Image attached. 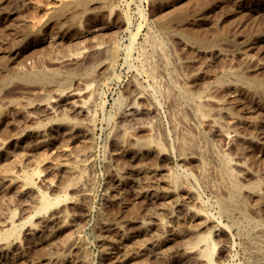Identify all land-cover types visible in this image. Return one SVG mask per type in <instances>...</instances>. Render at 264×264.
<instances>
[{"label":"rangeland","instance_id":"374dc122","mask_svg":"<svg viewBox=\"0 0 264 264\" xmlns=\"http://www.w3.org/2000/svg\"><path fill=\"white\" fill-rule=\"evenodd\" d=\"M78 1L81 0H0V68H3V70H0V82L6 77H9V80H11L12 77L10 76H12L13 73H18L19 69V72H22L24 70H38L41 67V70L46 69L47 71H50L48 69H51L53 71V69H55V71H57L58 73L60 71L61 73H59V76L57 77V79H59L54 80L55 83L51 84V88H41V116H37L36 121H42V125L43 123L45 124L47 122L46 119L49 120V114L46 112V110L44 111L46 106L45 103H47L48 97H51L53 99L56 92L62 90L66 91L67 89H70L74 86L76 88L77 86V90L79 89L78 92L81 91L80 97L74 100H76L77 103L85 102L89 117L68 114V118L72 120L74 119V121L76 120V122L79 123L80 126L83 125L82 127L87 128V130L90 132H88V136L90 138H77L70 144L67 143V140L64 139L66 141L65 142L61 139V141H59L60 143L56 141L54 143L41 144L40 146L38 143L35 144L34 141L28 140L27 142L29 144L26 142L28 146L25 144V147L27 149L24 147L20 150L21 153H19L20 151H16L6 162H1V167H6L7 165L8 168L12 167V169L14 167V165L12 164H15V162H17L16 164H21V166L18 165L19 167L15 169L16 172H33L34 169L35 171L39 169L38 172L41 173L38 174L39 177L37 176L39 180L38 182L42 183L44 179L49 180L54 186L52 187L51 192H49V196H52L51 198L57 196L61 198L59 204L52 209L53 211H50L52 213H49V215L56 212H62L61 214H63L64 217L62 219L65 222L64 223L62 221L61 223L63 224H54L49 226V228L47 229L48 231L45 230L41 233V242L35 238L34 240L23 242L24 246L22 248V251L20 255L16 256L17 258L15 257V260H13L12 264H43L44 262V264H58V254L67 255L70 257L74 255L73 258H75L76 256V258L78 257L77 259L83 257L84 260L86 259L84 261L85 264L87 262V264H108L100 250L101 247H99L101 236H103L107 231H112L119 227L126 233H133L140 228L143 220L146 221L149 219L150 216L148 215L155 213L157 209L156 204L145 200L142 201V198L132 193H127V195L125 194L126 196L122 197V199L118 203H107L106 199L109 193V189H111V187H113L115 184V171L121 170L125 167V165L132 171L133 179L137 187L145 189L147 185V183H145L146 181H144V175L134 170V168L132 167L133 164H131L130 161L125 158L123 153L120 152L119 154V151L116 147V137L119 138L118 141H122L121 143L122 145H124L123 147L127 146L129 140L133 142L134 139L135 141L133 143H137L140 145L143 142L142 144H146L145 146L147 148L149 146L150 152L141 159V164H144L142 165L143 170L147 173L153 169L168 171L170 170L171 173L180 177L181 183L189 188H192L195 195L197 194L195 197H198L197 199L200 202L199 204H201L199 205V209L206 213L207 216L211 218V220L213 219L212 221L217 223V228L214 227L211 229L209 228L202 230L197 236L188 235L186 240L184 239L186 243L182 242L181 245L180 243H178V240H175L176 237H170V234L163 235L161 237L162 239L160 238L161 240L159 241L153 240V245L160 246L161 248L166 250V253L164 255L159 254V252L157 253L156 250L152 252H142V254L138 257V262L140 264H183V261H181L183 250L186 247L195 245L197 243L198 236L206 235L209 233L210 236L213 234V237L211 236V240L213 241L212 243L215 248V252L213 253V261L215 264H264V0H163L162 3H160L161 6L160 4L158 5L157 3H154L153 0H102L98 3L94 1L92 2L91 0H83L86 1V4L89 7L91 6V8H93L92 11L90 10L87 12H78L72 10L67 13L60 12V8L63 4H69V2L72 4L73 2L75 3ZM176 9L177 11L181 10L184 13H188L191 18L190 21L184 23L182 26L171 24V26L166 30L160 28V23L164 19L167 20L174 16L177 12ZM169 13L172 14L170 15ZM166 14L167 17L165 16ZM53 15L55 17H53ZM75 15L77 17H75ZM57 16L61 17L57 18ZM79 23L80 25L78 26ZM178 26H180V28ZM97 29H101V33L97 32ZM24 31L27 32L26 34H28L29 31V34L27 36H22ZM190 32L193 33V36L196 33V36L199 35L198 37L207 42L205 46L199 47L193 45L190 42L186 41L183 37H180L182 35H191L189 34ZM35 33H37L38 35V40H35L34 38ZM104 35H107V37ZM24 38L27 41H25ZM90 39L93 42H91ZM32 41H35L36 45L35 42L33 43ZM153 42H155L156 44H154ZM208 43L209 45H207ZM113 48L115 49V53L117 55L113 56L114 59H112V56H109V52L113 50ZM94 49L99 53L101 52L100 55H97ZM24 57L28 58L27 61ZM20 58H22L23 60L25 59L24 62H22V59ZM97 61H99L101 64L103 63V67L100 65L101 67L95 69L94 71L93 68L96 67L97 64L99 65V62ZM62 63H64L65 65ZM30 65H32L33 67ZM5 68H8L7 71L9 70V73H6V71L3 72ZM13 69H16L17 71H13ZM61 69L63 71H61ZM67 74H73V77H75L72 78L71 81L69 80L70 83L69 81L67 82V80L64 78ZM84 76L88 78L91 76L92 77L88 80L86 77L84 79ZM11 81L14 83L12 85L11 83H9L10 86H8L2 93L3 97H8L12 94L22 91L24 93H27L29 91V94L27 93L28 95L25 96L30 99H34L38 96L37 90L34 91L28 88H23L21 85H18L14 81V79H12ZM175 81L176 83H178V86L176 85V83H174ZM134 82H136L137 84ZM161 82H163L164 86ZM63 86L65 87L63 88ZM139 87L142 89V91ZM161 87L164 88L162 89ZM247 87L250 88L252 92L254 91L255 96L249 95L252 96L251 100L250 98H248L249 96H246L247 94H249L247 91H245L247 90ZM45 88L47 90H45ZM179 89H181V91ZM162 90H165V92ZM32 92L36 93L35 96L34 93L32 94ZM186 92L191 93L193 97L186 95ZM229 93L233 94V97H230L231 95ZM45 95L46 97H44ZM207 96L209 97V99ZM132 97L135 98L133 99ZM145 97L147 100L145 99ZM234 97H236L237 100L233 99ZM221 98L223 99L221 100ZM79 100L81 101L79 102ZM131 105L136 106V112L132 115L133 117L129 116L127 118V116L124 115V111ZM148 109H150V112H148ZM154 110L156 111V113ZM157 112L159 116L157 115ZM194 112H196L197 114ZM199 114L204 116H201V118ZM59 117L61 116H58V118ZM178 117H180V120L178 119ZM139 118L143 120H140ZM122 123L124 126L122 125ZM174 124L176 125L174 126ZM111 127H114L112 131ZM228 134L231 136H229ZM81 135L84 134L81 133ZM226 137L229 138L227 139ZM1 139L2 137L0 138V140ZM113 140L115 142H113ZM143 140L145 141V144ZM123 141H125L124 143H127L124 144ZM59 144H61V146ZM182 144H185V148L183 147V149H181L180 147ZM62 145L64 147L67 146L65 148L71 149V154H73L72 156H76L79 158V160H82L83 165L85 166V173H83V176H86H82L83 179L81 178L80 181L82 189L85 187V189H83L86 193L85 198L77 197L72 193L73 191L71 189L65 190L67 188L66 186L70 184L69 182H72L74 176L66 175L63 173L61 174L60 172L59 175L57 171H51L48 168L49 163L53 161V159H61L60 157H58V151L63 147ZM84 146L86 148H83ZM55 147H57V149ZM159 148L161 149L159 150ZM186 148L189 149L187 150ZM76 149L77 151H74ZM185 149L187 151H185ZM161 150L163 154L167 151V154H164L168 157L167 159L158 154V152ZM176 150L178 151L176 152ZM183 151H185V153ZM182 153H184V156L188 157H199L198 159L200 161L202 160V167L199 166V168L197 164L194 163L192 165L191 162L182 165L180 163V155H182ZM228 153L230 155H228ZM183 155L182 157H184ZM222 155L224 156V158L228 156L226 157L228 159V163L232 161L231 164L229 163L228 165L231 175H233H230L231 177L227 180L225 179L224 184L226 183V186L222 184V180L220 179V177L223 179L224 175L221 166L224 160ZM34 156H36V158ZM17 158L19 159V161ZM147 160L149 162H147ZM12 161L15 162L13 163ZM32 161H34V163ZM24 167L27 169L25 170ZM213 169H217L218 171H214ZM203 177L206 179H204ZM194 179L198 181L196 182ZM237 179L240 182L237 181ZM190 183L192 186L190 185ZM229 184L230 187L228 186ZM232 184H237L239 187L243 185L241 188L243 189V192L241 191V196L244 201L246 200V204H244V209H230L231 212L229 211L230 213L225 214L222 213L223 211L221 209L222 201L226 199L228 195L227 189L232 188ZM255 184L258 185L256 186ZM258 192L261 193L259 194ZM242 193L244 194V196L242 195ZM63 195L67 196L69 199L67 198V200H63ZM0 198H2L0 199V206H2L0 207V222H2L1 217L3 216V214H5L7 209H14L13 211L16 213V215L18 213V215L21 214V206L24 205V202L18 200L15 201L10 195L6 194H1ZM255 206L256 208H254ZM176 208L172 205L171 207H169V210L172 209L171 213L174 220V225L173 223L171 224V222H169V225L171 224L170 226L172 227L175 226L176 220L185 217V213H181L185 211L183 209ZM176 211L181 212L178 213ZM69 213H71V215H69ZM72 213L74 214L72 215ZM27 216L28 215H25L24 217L26 218ZM126 216L130 217L128 218ZM259 216L261 217L259 218ZM161 217H164V215L162 214ZM24 219L22 221H24ZM18 223L19 222H16V224ZM79 223L80 225H77ZM64 225V232H59V230L61 229L60 226ZM136 225H139V228L136 227ZM76 230L77 232H75ZM67 232L70 235H67ZM49 233L52 234V237L50 238ZM63 234L66 236H64ZM69 237L71 238L70 240H68ZM64 240L68 242L66 243ZM232 244H234L233 247ZM62 246L64 247L62 248ZM70 252L72 254H70ZM194 257L195 255L193 254L190 256V259H193Z\"/></svg>","mask_w":264,"mask_h":264},{"label":"bare ground","instance_id":"6f19581e","mask_svg":"<svg viewBox=\"0 0 264 264\" xmlns=\"http://www.w3.org/2000/svg\"><path fill=\"white\" fill-rule=\"evenodd\" d=\"M90 1V0H89ZM92 2H100L102 0H91ZM154 3H157L158 5L160 3H162L163 0H153ZM170 1V0H169ZM173 1V0H172ZM169 3V2H168ZM155 5V4H154ZM104 6V5H102ZM161 6V4H160ZM61 7V6H60ZM98 7V6H97ZM166 7V5H165ZM99 8V7H98ZM112 8V7H111ZM161 9V8H160ZM92 11L93 8H91V6L89 7L86 4V1H78V2H73L72 4L69 2V4L65 3L62 5V7L60 8V12L61 13H67L69 11ZM184 10V9H183ZM59 11V10H58ZM112 11V9H111ZM177 11V9H176ZM175 11V12H176ZM110 12V11H109ZM108 12V13H109ZM116 12V11H115ZM187 12V11H186ZM103 13V12H102ZM107 13V14H108ZM174 13V11H173ZM203 13V12H202ZM201 13V14H202ZM75 14V13H74ZM79 14V13H78ZM170 14V13H169ZM172 14V13H171ZM170 14V15H171ZM87 15V14H86ZM117 15V14H116ZM62 16V15H61ZM60 16V17H61ZM100 16V15H99ZM108 16V15H107ZM167 17V14L165 15ZM53 17H55L53 15ZM59 16H57L58 18ZM59 17V18H60ZM75 17H77L75 15ZM74 17V18H75ZM79 17V16H78ZM203 17V16H202ZM52 18V17H51ZM85 18V17H84ZM169 18V17H168ZM156 19V18H155ZM190 15L188 13H184L183 11H177L175 13L174 16H172L170 19L167 20H163L160 23V28H162L163 30L168 29L171 24H176V25H183L186 22L190 21ZM204 19V18H203ZM80 20V19H79ZM88 20V19H87ZM91 20V19H90ZM160 20V19H159ZM162 20V19H161ZM194 20V19H193ZM128 21V20H127ZM126 21V23H127ZM158 21V20H157ZM206 21V20H205ZM80 22V21H79ZM77 23V22H76ZM85 23V22H84ZM156 23V22H155ZM87 24V23H86ZM191 24V23H190ZM194 24V22H193ZM80 25V23L78 24V26ZM156 25V24H155ZM175 25V26H176ZM102 26V25H101ZM110 26V25H109ZM196 26V25H194ZM6 27V26H5ZM76 27V26H75ZM112 27V26H111ZM180 28V26H178ZM192 27V26H190ZM204 27V26H203ZM100 28V27H99ZM113 28V27H112ZM182 28V27H181ZM3 29V28H2ZM41 29V28H40ZM89 29V27H88ZM102 29V28H101ZM101 29H97V32L101 33ZM24 30V29H23ZM28 30V28H27ZM92 30V29H91ZM94 30V29H93ZM118 30V29H117ZM180 30V29H179ZM183 30V29H182ZM194 30V29H193ZM201 30V29H200ZM39 31V29H38ZM88 31V30H87ZM94 31V32H96ZM108 32V31H107ZM161 32V31H160ZM187 32V31H186ZM27 32H23L22 36H27L29 34H26ZM151 33V32H150ZM164 33V32H163ZM178 33V32H177ZM200 33V32H199ZM202 33V32H201ZM220 33V32H219ZM99 34V33H98ZM112 34V33H111ZM110 34V35H111ZM180 34V33H179ZM191 35H182L180 37H183L186 41L190 42L193 45L202 47L205 46V44L207 42H205L203 39H201L200 37L195 35L193 36V33H189ZM207 34V33H206ZM116 35V34H115ZM158 35V34H157ZM35 36V37H34ZM34 38L35 40H38V35L37 33L34 34ZM40 36V35H39ZM98 36V35H97ZM107 37V35H104ZM172 36V35H171ZM174 36V35H173ZM83 37V36H81ZM150 37V36H149ZM204 37V36H203ZM20 38V37H19ZM23 38V37H22ZM96 38V37H95ZM173 38V37H172ZM224 38V37H223ZM222 38V39H223ZM25 39V38H24ZM30 39V38H29ZM28 39V40H29ZM154 39V38H153ZM205 39V38H204ZM32 40V39H31ZM30 40V41H31ZM83 40V39H82ZM91 40V39H90ZM102 40V38H101ZM104 40V39H103ZM182 40V39H181ZM25 41H27L25 39ZM86 41V40H85ZM155 41V40H154ZM157 41V40H156ZM183 41V40H182ZM208 41V40H207ZM33 42V41H32ZM35 42V41H34ZM33 42V43H34ZM39 42V41H38ZM91 42H93L91 40ZM101 42V41H100ZM160 42V41H159ZM170 42V41H169ZM209 42V41H208ZM28 43V42H27ZM32 43V44H33ZM96 43V40H95ZM154 44H156L155 42H153ZM161 43V42H160ZM186 43V42H185ZM103 44V43H102ZM1 45V44H0ZM36 45V42H35ZM162 45V44H161ZM209 45V43L207 44ZM217 45V44H216ZM150 46V45H149ZM155 46V45H154ZM159 46V45H158ZM157 46V47H158ZM168 46V45H167ZM214 46V45H212ZM221 46V45H220ZM260 46V45H258ZM34 47V46H33ZM153 47V46H152ZM162 47V46H161ZM13 48V47H12ZM219 48V47H218ZM257 48V47H256ZM262 48V47H260ZM100 49V48H99ZM111 49V47H110ZM160 49V47H159ZM163 49V48H162ZM194 49V48H193ZM203 49V48H202ZM39 50V49H38ZM95 50V49H94ZM96 51V50H95ZM165 51V50H164ZM206 51V50H205ZM7 52V49H6ZM107 52V51H106ZM119 52V51H118ZM117 52V53H118ZM160 52V51H158ZM246 52V51H244ZM32 53V52H31ZM34 53V52H33ZM37 53V52H36ZM97 55H100V53L98 51L95 52ZM94 53V54H95ZM110 53V54H109ZM109 56H114L116 55L115 53V49L113 48V50H111L109 52ZM154 53V52H153ZM106 54V53H105ZM246 54V53H245ZM28 55V54H27ZM35 55V54H34ZM37 55V54H36ZM63 55V54H62ZM103 55V53H102ZM172 55V54H171ZM92 56V55H91ZM117 56V55H116ZM154 56V55H153ZM165 56V55H164ZM167 56V54H166ZM250 56V55H249ZM21 57V56H20ZM64 57V56H63ZM68 57V56H66ZM94 57V56H93ZM102 57V56H101ZM241 57V56H240ZM6 58V56H5ZM4 58V59H5ZM18 58V57H17ZM26 58V57H24ZM31 58V57H30ZM61 58V57H60ZM153 58V57H152ZM164 58V57H163ZM3 59V57H2ZM11 59V58H10ZM22 59V58H20ZM28 58H26L27 61ZM63 59V58H62ZM88 59V58H87ZM114 59V57L112 58ZM116 59V58H115ZM145 59V57H144ZM154 59V58H153ZM167 59V58H166ZM165 59V60H166ZM12 60V59H11ZM25 60V59H24ZM24 60L22 59V62H24ZM60 60V59H59ZM150 60V59H149ZM3 61V60H2ZM49 61V60H48ZM61 61V60H60ZM66 61V60H65ZM72 61V60H71ZM100 61V60H99ZM97 61V62H99ZM110 61V60H109ZM117 61V60H116ZM169 61V60H168ZM9 62V60H8ZM21 62V63H22ZM51 62V61H50ZM55 62V61H54ZM63 62V61H62ZM67 62V61H66ZM74 62V61H73ZM91 62V60H90ZM153 62V61H152ZM157 62V61H156ZM20 63V64H21ZM65 63V62H64ZM62 63V64H64ZM147 63V62H146ZM168 63V62H167ZM3 64V63H2ZM78 64V63H77ZM84 64V63H83ZM91 64V63H90ZM93 64V63H92ZM95 64V63H94ZM103 64V63H102ZM102 64L99 62V65L97 64L96 67H94V71L95 69L99 68L102 66ZM19 65V64H18ZM29 65V63H28ZM42 65V64H41ZM40 65V66H41ZM45 65V64H44ZM54 65V64H53ZM65 65V64H64ZM101 65V66H100ZM107 65V64H106ZM148 65V64H147ZM153 65V64H152ZM16 66V63H15ZM32 66V65H30ZM29 66V67H30ZM38 66V65H37ZM58 66V65H57ZM67 66V65H66ZM71 66V65H69ZM82 66V64H81ZM87 66V65H86ZM91 66V65H90ZM165 66V65H164ZM21 67V66H19ZM27 67V66H26ZM33 67V66H32ZM39 67V66H38ZM59 67V66H58ZM63 67V66H62ZM85 67V66H84ZM103 67V66H102ZM163 67V66H162ZM167 67V66H166ZM35 68V67H34ZM43 68V67H42ZM53 68V67H52ZM78 68V67H77ZM87 68V67H86ZM85 68V69H86ZM107 68V67H106ZM8 68H5L3 72L6 71V73L9 71H7ZM18 69V67H17ZM59 69V68H58ZM67 69V68H66ZM83 69V68H82ZM81 69V70H82ZM151 69V68H150ZM149 69V70H150ZM159 69V68H158ZM0 70H3V68H0ZM16 69H13V71ZM22 70V69H21ZM50 71H47L46 69H42L41 67L37 70H31V71H22L18 73H13L12 79H14V81L18 84L21 85L23 88H28L30 90H37V97L39 99H30L27 98L29 91L27 93L19 92V93H15L12 94L8 97H3L2 93L4 92V90L10 86L9 83H11V85L14 83L11 80H9V77H6L4 80H2L0 82V134L2 139L0 140V165L1 162L3 161H7L8 159H10V157H12V154L16 151H20L22 148L25 147V144L28 146V140H32L35 142V144H39L41 146V144H47V143H54L56 141H61L62 140H67V143L70 144L71 142H74L77 138H81V137H89L88 136V130L87 128H84L82 126H80L79 123L76 122V120L74 121V119H70L68 118L70 114H75L77 116H88V112L86 110V106H85V102H80L81 100H79L80 103H77L76 100L78 97H80V92H78L77 90V86L75 88L72 87L70 89L62 90V91H58L55 93V97L52 99L51 97H48L46 106L44 111L46 110V112L49 114L50 118L49 120H47V122L41 125L42 121L37 122V116H39L41 114V102H42V98H41V88L43 87H50L52 86V83H55L54 80L57 79V77L59 76V73H61L59 71V73L57 71H55V69H53V71L51 69H48ZM70 70V68H69ZM78 70V69H77ZM76 70V71H77ZM92 70V69H91ZM103 70V69H102ZM152 70V69H151ZM17 71V70H16ZM61 71H63L61 69ZM73 71V70H72ZM157 71V70H155ZM159 71V70H158ZM170 71V70H169ZM1 72V71H0ZM11 72V70H10ZM74 72V71H73ZM100 72V71H99ZM102 72V71H101ZM108 72V71H107ZM9 73V72H8ZM77 73V72H76ZM86 73V72H85ZM91 73V72H90ZM109 73V72H108ZM61 75V74H60ZM147 75V74H146ZM156 75V74H155ZM246 75V74H245ZM62 76V75H61ZM64 76V75H63ZM73 74H67L64 78L67 80V82L73 77ZM93 76V75H92ZM91 76V77H92ZM96 76V75H95ZM148 76V75H147ZM154 76V75H153ZM175 76V74H174ZM233 76V75H231ZM255 76V75H254ZM80 77V76H79ZM86 76H84L85 79ZM89 77V78H91ZM249 77V76H248ZM2 78V77H1ZM88 80L89 78L86 77ZM149 78V77H148ZM224 78V77H223ZM59 79V78H58ZM57 79V80H58ZM165 79V78H164ZM171 79V78H170ZM175 79V78H174ZM173 79V80H174ZM221 79V78H220ZM232 79V78H231ZM230 79V80H231ZM251 79V77H250ZM1 80V79H0ZM95 80V79H94ZM151 80V79H150ZM168 80V79H167ZM172 80V79H171ZM11 81V82H10ZM69 81V83H70ZM91 81V80H90ZM97 81V80H96ZM95 81V82H96ZM132 81V80H131ZM153 81V80H152ZM155 81V80H154ZM164 81V80H163ZM169 81V80H168ZM239 81V80H238ZM88 82V81H87ZM92 82V81H91ZM137 82V81H136ZM134 82V83H136ZM156 82V81H155ZM255 82V81H254ZM257 82V81H256ZM261 82V81H260ZM133 83V84H134ZM163 84V82H161ZM176 83V81L174 82ZM236 83V80H235ZM243 83V82H242ZM246 83V82H245ZM244 83V84H245ZM16 84V85H17ZM66 84V83H65ZM64 84V85H65ZM76 84V83H75ZM137 84V83H136ZM178 83H176L177 85ZM261 84V83H260ZM139 85V84H138ZM154 85V84H153ZM166 85V84H165ZM54 86V85H53ZM60 86V85H59ZM164 86V84H163ZM168 86V85H167ZM174 86V84H173ZM178 86V85H177ZM208 86V85H207ZM62 87V86H61ZM65 86H63L64 88ZM91 87V86H90ZM153 87V86H152ZM188 87V86H187ZM13 88V87H12ZM17 88V87H16ZM51 88V87H50ZM80 88V87H79ZM94 88V87H93ZM137 88V87H136ZM140 88V87H139ZM162 88V87H161ZM164 88V87H163ZM162 88V89H163ZM181 88V86H180ZM204 88V87H203ZM255 88V87H254ZM14 89V88H13ZM58 89V88H57ZM82 89V88H81ZM80 89V90H81ZM88 89V88H87ZM138 89V88H137ZM145 89V88H144ZM154 89V88H153ZM231 89V88H230ZM235 89V88H234ZM256 89V88H255ZM21 90V89H20ZM45 90H47L45 88ZM44 90V91H45ZM55 90V89H54ZM53 90V91H54ZM140 90L142 91V89L140 88ZM139 90V91H140ZM176 90V89H175ZM181 91V89H179ZM200 90V89H199ZM242 90V89H241ZM13 91V90H12ZM43 91V90H42ZM51 91V90H50ZM92 91V90H91ZM140 91V92H141ZM165 92V90H162ZM187 91V89H186ZM195 91V90H194ZM206 91V90H205ZM204 91V92H205ZM247 91L249 94H247L246 96L248 97L249 95H254V91L252 92V90L250 88L247 87ZM10 92V91H9ZM46 92V91H45ZM94 92V91H93ZM144 92V90H143ZM169 92V91H168ZM183 92V91H182ZM190 92V91H189ZM224 92V91H223ZM34 92H32L33 94ZM47 93V92H46ZM89 93V92H88ZM158 93V92H157ZM160 93V92H159ZM222 93V92H221ZM256 93V92H255ZM259 93V92H258ZM36 93H34L35 96ZM54 94V93H53ZM90 94V93H89ZM95 94V93H94ZM153 94V93H152ZM163 94V93H162ZM167 94V93H166ZM165 94V96H166ZM230 94V93H229ZM261 94V91H260ZM83 95V94H82ZM86 95V94H85ZM93 95V94H92ZM140 95V94H139ZM146 95V94H145ZM185 95V94H184ZM186 95L192 96L191 93H187ZM197 95V94H196ZM195 95V96H196ZM200 95V94H199ZM204 95V94H203ZM202 95V96H203ZM231 95V96H230ZM230 97H233V94H230ZM237 95V94H236ZM32 96V95H31ZM43 96V95H42ZM94 96V95H93ZM156 96V95H155ZM164 96V97H165ZM201 96V95H200ZM235 96V95H234ZM252 96H249L248 98H250V100L252 99ZM255 96V95H254ZM46 97V95L44 96ZM130 97V96H129ZM186 97V96H185ZM193 97V96H192ZM197 97V96H196ZM208 97V96H207ZM221 97V96H220ZM237 97V96H236ZM236 97H234L233 99H236ZM128 98V97H127ZM133 98V97H132ZM135 98V97H134ZM133 98V99H134ZM189 98V97H188ZM247 98V99H248ZM81 99V98H80ZM146 99V97H145ZM173 99V98H172ZM209 99V97H208ZM223 98H221L222 100ZM242 99V98H241ZM127 100V99H126ZM147 100V99H146ZM145 100V101H146ZM237 100V99H236ZM245 100V99H244ZM83 101V100H82ZM88 101V100H87ZM136 101V99H135ZM201 101V100H200ZM217 101V99H216ZM46 102V101H45ZM131 102V100H130ZM134 102V101H133ZM132 102V103H133ZM178 102V101H177ZM219 102V101H218ZM243 102V101H242ZM44 103V102H43ZM90 103V101H89ZM131 103V104H132ZM151 103V102H150ZM159 103V102H158ZM180 103V102H179ZM209 103V102H208ZM239 103V102H238ZM244 103V102H243ZM246 103V102H245ZM88 104V103H87ZM135 104V103H134ZM146 104V102H145ZM162 104V103H161ZM168 104V103H167ZM170 104V103H169ZM174 104V103H173ZM206 104V103H205ZM127 105V104H126ZM183 105V104H182ZM192 105V104H190ZM248 105V104H247ZM43 106V104H42ZM146 106V105H145ZM144 106V107H145ZM152 106V104H151ZM158 106V105H157ZM174 106V105H173ZM188 106V105H187ZM195 106V105H194ZM257 106V105H256ZM90 107V106H89ZM127 107V106H126ZM136 106H129L127 109H125L124 111V115L127 116V118L130 116H132L135 112ZM140 107V106H137ZM161 107V106H160ZM164 107V106H163ZM199 107V106H198ZM202 107V106H201ZM200 107V108H201ZM44 108V107H43ZM142 108V107H141ZM152 108V107H151ZM211 109V108H210ZM257 109V108H256ZM120 110V109H119ZM143 110V109H142ZM150 112V109H148ZM229 110V109H228ZM147 111V110H146ZM145 111V112H146ZM155 111V110H154ZM169 111V109H168ZM186 111V110H185ZM200 111V109H199ZM90 112V111H89ZM144 112V113H145ZM198 112V111H197ZM232 112V111H231ZM65 113V114H63ZM139 113V112H138ZM143 113V114H144ZM156 113V111H155ZM196 113V112H194ZM69 114V115H68ZM90 114V113H89ZM137 114V113H136ZM147 114V113H146ZM197 114V113H196ZM44 115V114H43ZM42 115V116H43ZM158 115V112H157ZM186 115V114H185ZM200 115V114H199ZM41 116V115H40ZM39 116V117H40ZM58 116H61L58 118ZM125 116V117H126ZM135 116V115H134ZM159 116V115H158ZM157 116V117H158ZM204 116V115H200ZM233 116V113H232ZM94 117V116H93ZM92 117V118H93ZM133 117V116H132ZM152 117V116H151ZM171 117V116H170ZM184 117V116H183ZM196 117V116H195ZM180 117H178L179 119ZM182 118V117H181ZM190 118V117H189ZM197 118V117H196ZM202 118V117H201ZM199 118V119H201ZM88 119V118H87ZM94 119V118H93ZM118 119V118H117ZM125 119V118H124ZM131 119V118H130ZM134 119V118H133ZM137 119V118H136ZM140 119V118H139ZM168 119V118H167ZM183 119V118H182ZM205 119V118H204ZM132 120V119H131ZM143 120V119H140ZM146 120V119H145ZM180 120V119H179ZM184 120V119H183ZM45 121V120H44ZM88 121V120H87ZM124 121V120H123ZM138 121V120H136ZM194 121V120H193ZM94 122V121H93ZM152 122V121H151ZM215 122V121H214ZM150 123V122H149ZM159 123V122H158ZM216 123V122H215ZM21 124V125H20ZM125 124V123H124ZM123 125V123H122ZM121 125V126H122ZM141 125V124H140ZM155 125V124H154ZM176 124H174L175 126ZM178 125V124H177ZM201 125V124H200ZM214 125V124H213ZM119 126V125H118ZM124 126V125H123ZM126 126V125H125ZM145 126V125H144ZM161 126V125H160ZM170 126V125H169ZM221 126V125H218ZM217 126V127H218ZM255 126V125H254ZM172 127V126H171ZM114 128V127H113ZM111 127V131L113 129ZM123 128V127H122ZM156 128V127H155ZM161 128V127H160ZM178 128V127H177ZM187 128V127H186ZM195 128V127H194ZM202 128V127H201ZM223 128V127H222ZM254 128V127H253ZM261 128V127H260ZM116 129V128H115ZM151 129V128H150ZM189 129V128H188ZM148 130V129H147ZM228 130V129H227ZM115 131V130H114ZM119 131V130H118ZM117 131V132H118ZM122 131V130H121ZM125 131V130H124ZM145 131V130H144ZM149 131V130H148ZM252 131V130H251ZM254 131V130H253ZM128 132V131H126ZM165 132V131H164ZM172 132V131H171ZM188 132V131H187ZM192 132V131H191ZM190 132V133H191ZM221 132V131H220ZM223 132V130H222ZM52 133V134H51ZM81 133H83L84 135H81ZM90 133V132H89ZM112 133V132H111ZM232 133V131H231ZM253 133V132H252ZM174 134V133H173ZM178 134V133H177ZM183 134V133H182ZM235 134V133H234ZM111 135V134H110ZM124 135V134H123ZM122 135V136H123ZM157 135V134H156ZM155 135V136H156ZM159 135V134H158ZM170 135V134H169ZM187 135V134H186ZM194 135V134H193ZM205 135V134H204ZM225 135V134H223ZM229 135V134H228ZM258 135V134H257ZM261 135V134H260ZM121 136V133H120ZM119 136V137H120ZM126 136V135H125ZM124 136V137H125ZM154 136V134H153ZM166 136V135H165ZM231 136V135H229ZM237 136V135H236ZM0 137V138H1ZM108 137V136H107ZM113 137V136H111ZM163 137V136H161ZM175 137V135H174ZM253 137V135H252ZM261 137V136H260ZM90 138V137H89ZM177 138V137H176ZM227 138V137H226ZM229 138V137H228ZM227 138V139H228ZM232 138V137H231ZM238 138V137H237ZM116 141V147L117 150L123 153V155L125 156V158H127L131 164H133V168L134 170L140 172L141 174H143L142 176L145 177L146 181L145 183H147L146 188L142 189L136 186L135 181L133 179V173L132 171L126 167L122 168L121 170L115 171L116 172V180H115V184H114V188L111 187V189H109V193L107 196V203H118L122 197L126 196L127 193H132V194H136L138 197L142 198V201H149L153 204L157 205V209L155 211V213H152L148 220L144 221L141 223L140 228L138 227L139 225H136V230L133 233H126L125 231H123L120 227L116 228L112 231H107L103 236H101V239L99 241V244L101 247L100 250L103 254L104 259L107 261L108 264H140L138 262V257L142 254V252H152L154 250L157 251V253L159 252V254H165L166 250H164L163 248H161L160 246H155L153 245V240L155 241H159L161 240L162 236L165 234H170V237H173L178 240V243L184 242L186 243V241H184V239L186 240L187 236L189 235H198L202 230L205 229H211V228H217L216 225L217 223L212 221L211 218H209L207 216L206 213H204L202 210L199 209V204L200 202L198 201V197L196 198L195 193L193 191L192 188H189L187 186H185L183 183H181L180 177L174 175L173 173L170 172V170H158V169H153L150 172H146L143 170V166L144 164H141V159L150 152V147L148 146V148L145 146V141L144 144L142 145L137 144V143H133L135 141L132 142L131 140L128 141L127 146L123 147L124 145H122V141H118L119 138H117ZM128 139V138H127ZM132 139V138H131ZM174 139V138H173ZM186 139V138H185ZM188 139H189V135H188ZM196 139V138H195ZM207 139V138H206ZM233 139V138H232ZM231 139V140H232ZM64 140V141H65ZM69 140V141H68ZM90 140V139H89ZM138 140V139H137ZM159 140V139H158ZM199 140V139H198ZM203 140V139H202ZM210 140V139H209ZM259 140V139H258ZM62 141V142H64ZM147 141V140H146ZM155 141V140H154ZM205 141V140H204ZM236 141V140H234ZM243 141V140H242ZM28 144H27V143ZM66 142V141H65ZM80 142V141H79ZM90 142V141H89ZM113 142H115L113 140ZM125 141H123L124 143ZM148 142V141H147ZM163 142V141H162ZM175 142V140H174ZM177 142V141H176ZM193 142V141H192ZM60 143V142H59ZM91 143V142H90ZM112 143V142H111ZM124 143V144H126ZM156 143V142H155ZM197 143V142H196ZM246 143V141H245ZM31 144V143H30ZM74 144V143H73ZM157 144V143H156ZM161 144V143H160ZM178 144V143H177ZM208 144V143H207ZM61 146V144H59ZM86 145V144H85ZM150 145V144H149ZM155 145V144H154ZM159 145V144H158ZM194 145V144H193ZM201 145V143H200ZM240 145V144H239ZM243 145V144H242ZM50 146V145H49ZM63 146V145H62ZM78 146V145H77ZM80 146V145H79ZM87 146V145H86ZM151 146V145H150ZM156 146V145H155ZM168 146V145H167ZM171 146V145H170ZM178 146V145H177ZM176 146V147H177ZM185 146V144H182L180 147L181 149H183V147ZM204 146V145H203ZM215 146V145H213ZM235 146V145H234ZM237 146V145H236ZM33 147V146H32ZM37 147V146H36ZM67 147V146H65ZM64 146L59 149L58 151V157H60L61 159L59 160H55L53 159V161H51L48 165V168L51 171H57L58 174L59 172L62 174H66V175H70V176H74L72 179V182H69L70 184L68 186H66L67 188L65 190L71 189L73 192V194H75L77 197H86V193L84 192L83 189H85V187L82 189L81 187V178L83 176L84 172V165L82 160H79L78 157H74L72 156L73 154H71V149L69 148H65ZM71 147V146H70ZM88 147V146H87ZM166 147V146H165ZM175 147V148H176ZM178 147V148H180ZM239 147V146H238ZM245 147V146H244ZM26 148V147H25ZM30 148V147H29ZM57 149V147H55ZM83 148H86L85 146ZM82 148V149H83ZM154 148V147H153ZM172 148V147H171ZM185 148V147H184ZM201 148V147H200ZM27 149V148H26ZM24 149V150H26ZM47 149V147H46ZM116 149V148H115ZM161 148H159L160 150ZM163 149V148H162ZM168 149V147H167ZM187 150L189 148H186ZM185 149V151H187ZM203 149V148H202ZM232 149V148H231ZM241 149V148H239ZM243 149V147H242ZM80 150V149H79ZM91 150V149H90ZM152 150V149H151ZM194 150V149H193ZM208 150V149H207ZM74 151H77L74 150ZM73 151V152H74ZM117 151V152H118ZM155 151V150H154ZM158 151V150H157ZM171 151V150H170ZM178 150H176L177 152ZM185 151H183L185 153ZM192 151V150H191ZM221 151V150H220ZM230 151V150H229ZM228 151V152H229ZM238 151V150H237ZM242 151V150H241ZM116 152V151H115ZM164 152V151H163ZM167 152V151H166ZM165 152V153H166ZM196 152V151H195ZM222 152V151H221ZM18 153V152H17ZM21 153V151L19 152ZM54 153V152H53ZM79 153V151H78ZM77 153V154H78ZM164 153V154H165ZM182 153V155L184 154ZM203 153V152H202ZM226 153V152H225ZM16 154V153H15ZM25 154V151H24ZM159 155H161L163 158H168L166 155H164L162 153V150L158 152ZM167 154V153H166ZM223 154V153H222ZM27 155V154H26ZM29 155V154H28ZM122 155V154H121ZM180 158V163L182 165L187 164V163H193L197 164V166L202 167V160L200 161L198 158L195 157H188V156H184ZM190 155V153H189ZM195 155V154H194ZM202 155V154H201ZM228 155H230L228 153ZM14 156V155H13ZM17 156V155H16ZM90 156V155H89ZM158 156V155H157ZM192 156V155H191ZM223 156V155H222ZM36 158V156H34ZM82 157V156H81ZM86 157V156H85ZM92 157V156H91ZM90 157V158H91ZM160 157V156H159ZM203 157V156H202ZM228 157V156H226ZM224 158L223 163L221 164L222 166V171L224 173L223 175V179L220 177V179L222 180V184H224L225 179L227 180L228 178H230L231 172L229 169V163L231 164V162H227V158ZM16 158V157H15ZM22 158V156H21ZM51 158V157H50ZM49 158V159H50ZM149 158V157H148ZM154 158V157H153ZM178 158V156H177ZM214 158V157H213ZM18 159V158H17ZM31 159V158H29ZM28 159V160H29ZM48 159V160H49ZM57 159V158H56ZM81 159V158H80ZM92 159V158H91ZM122 159V157H121ZM174 159V158H173ZM201 159V158H200ZM35 160V159H34ZM39 160V158H38ZM153 160V159H152ZM158 160V159H157ZM230 160V159H229ZM248 160V159H247ZM19 161V159H18ZM23 161V160H22ZM36 161V160H35ZM50 161V160H49ZM13 162V161H12ZM15 162V161H14ZM13 162V163H14ZM34 163V161H32ZM147 162H149L147 160ZM146 162V163H147ZM156 162V161H155ZM154 162V163H155ZM167 162V161H166ZM212 162V161H211ZM8 163V162H7ZM17 162H15L16 164ZM19 163V162H18ZM40 163V162H39ZM38 163V164H39ZM44 163V162H43ZM85 163V162H84ZM93 163V162H92ZM122 163V162H120ZM163 163V162H162ZM168 163V162H167ZM179 163V162H178ZM179 163V164H180ZM204 163V162H203ZM207 163V162H206ZM205 163V164H206ZM221 163V162H220ZM11 164V162H10ZM12 164L14 165L13 169L12 167L8 168L7 165L6 167H1L0 166V195L2 194H6V195H10L15 201H22L24 202V205L21 206V214L20 215H16V213L13 210H9L7 209V211L5 212V214H3V216L1 217L2 222H0V264H12L13 260H15V257L20 255L22 248H23V242L28 241V240H34L38 239L41 242V233L45 230H47L49 228V226L54 225V224H63L61 223L63 221L62 218L63 214L56 212L53 214L50 212L55 206H57L61 200L60 197H53L51 198L49 196V192H51L52 187H54L51 182L47 179H44L43 182L39 183L38 181V174L41 172H38L39 169L37 171L33 172H16L15 169L17 167H19L18 165L21 166V164ZM31 164V163H30ZM111 164V163H110ZM109 164V165H110ZM117 164V163H116ZM151 164V163H150ZM149 164V165H150ZM172 164V163H171ZM46 165V166H47ZM148 165V164H147ZM154 165V164H153ZM160 165V164H159ZM191 165V166H192ZM5 166V165H2ZM26 166V165H25ZM29 166V165H28ZM32 166V165H31ZM41 166V165H40ZM87 166V165H86ZM116 166V165H114ZM129 166V165H128ZM131 166V165H130ZM172 166V165H171ZM170 166V167H171ZM233 166V165H232ZM37 167V166H36ZM156 167V166H155ZM197 167V168H198ZM199 167V168H200ZM209 167V165H208ZM211 167V166H210ZM216 167V166H215ZM25 168V167H24ZM34 168V167H33ZM39 168V167H38ZM47 168V169H48ZM88 168V167H87ZM109 168V167H108ZM121 168V167H120ZM154 168V167H153ZM159 168V166H158ZM188 168V167H187ZM204 168V167H203ZM202 168V169H203ZM27 168H25L26 170ZM118 169V167H117ZM207 169V167H206ZM219 169V168H218ZM248 169V168H247ZM18 170V169H17ZM29 170V169H28ZM48 170V171H50ZM115 170V169H114ZM195 170V169H194ZM214 170V169H213ZM217 170V169H216ZM214 170V171H216ZM232 170V169H231ZM47 171V170H46ZM148 171V170H147ZM181 171V170H180ZM191 171V169H190ZM218 171V170H217ZM233 171V170H232ZM236 171V170H235ZM43 172V171H42ZM112 172V171H111ZM135 172V171H134ZM175 172V171H173ZM209 172V171H207ZM221 172V171H220ZM239 172V171H238ZM252 172V171H251ZM45 173V172H44ZM189 173V172H188ZM216 173V172H215ZM233 173V172H232ZM235 173V172H234ZM247 173V172H246ZM260 174V173H259ZM41 175V174H40ZM57 175V174H56ZM60 175V174H59ZM89 175V174H88ZM111 175V174H110ZM115 175V174H113ZM219 175V174H218ZM231 175V176H230ZM238 175V174H237ZM240 175V174H239ZM38 176V177H37ZM62 176V175H61ZM86 176V175H84ZM83 176V177H84ZM189 176V175H188ZM209 176V175H208ZM222 176V175H221ZM45 177V176H44ZM88 177V176H87ZM251 177V176H250ZM254 177V176H253ZM42 178V177H41ZM40 178V180H41ZM53 178V177H52ZM66 178V177H64ZM190 178V177H189ZM195 178V177H194ZM201 178V177H200ZM204 178V177H203ZM212 178V177H211ZM214 178V177H213ZM263 178V177H262ZM55 179V177H54ZM59 179V178H58ZM57 179V180H58ZM69 179V178H68ZM83 179V178H82ZM206 179V178H204ZM233 179V178H232ZM61 180V179H60ZM66 180V179H65ZM110 180V179H109ZM195 180V179H194ZM234 180V179H233ZM236 180V179H235ZM253 180V179H252ZM255 180V179H254ZM54 181V180H53ZM62 181V180H61ZM88 181V180H87ZM183 181V179H182ZM196 181V180H195ZM198 181V180H197ZM196 181V182H197ZM231 181V180H230ZM237 181H239L237 179ZM262 181V180H261ZM66 182V181H65ZM111 182V181H109ZM113 182V181H112ZM142 182V181H141ZM194 182V183H196ZM240 182V181H239ZM68 183V182H67ZM87 183V182H86ZM85 183V184H86ZM232 183V182H231ZM258 183V182H257ZM84 184V185H85ZM183 184V185H182ZM200 184V183H199ZM221 184V185H222ZM228 184V183H227ZM242 184V183H241ZM260 184V183H259ZM55 185V184H54ZM88 185V184H87ZM191 185V183H190ZM245 185V184H244ZM256 186L258 184H255ZM58 186V185H57ZM139 186V185H138ZM192 186V185H191ZM197 186V185H196ZM226 186V185H225ZM230 187V184L228 185ZM227 186V188H228ZM243 186V185H242ZM239 187L237 184H232V188H228V195L226 197V199H224L222 201V213H230V209H237L240 210L243 207H245L244 204H246V200L244 201V199L241 196V191L243 189ZM249 186V185H248ZM252 186V185H251ZM255 186V187H256ZM262 186V185H261ZM260 186V188H261ZM62 187V186H61ZM60 187V188H61ZM245 187V186H244ZM243 187V188H244ZM202 188V187H201ZM215 188V187H214ZM220 188V187H219ZM258 188V189H260ZM64 189V188H63ZM208 189V188H207ZM206 189V191H207ZM211 189V188H210ZM213 189V188H212ZM218 189V188H217ZM222 189V188H221ZM226 189V188H225ZM250 189V188H249ZM248 189V190H249ZM253 189V188H252ZM62 190V189H61ZM201 190V189H200ZM224 190V189H223ZM89 191V190H88ZM211 191V190H210ZM222 191V190H221ZM59 192V190H58ZM66 192V191H65ZM226 192V191H225ZM243 192V191H242ZM216 193V192H215ZM257 193V192H256ZM259 193V192H258ZM261 193V192H260ZM259 193V194H260ZM51 194V193H50ZM126 194V195H125ZM53 195V194H52ZM62 195V194H61ZM66 195V194H65ZM205 195V194H204ZM242 195L244 196V194L242 193ZM132 196V195H131ZM203 196V195H202ZM223 196V195H222ZM8 197V196H7ZM106 197V196H105ZM200 197V196H199ZM204 197V196H203ZM247 197V196H246ZM5 198V197H3ZM67 196L63 195V200H67ZM71 198V197H70ZM134 198V197H133ZM221 198V197H220ZM2 199V198H0ZM7 199V198H6ZM11 199V198H10ZM69 199V198H68ZM90 199V198H89ZM138 199V198H137ZM208 199V198H206ZM104 200V199H103ZM201 200V199H200ZM256 200V199H254ZM3 201V200H2ZM9 201V200H8ZM12 201V200H10ZM80 201V200H79ZM251 201V200H249ZM70 202V201H69ZM78 202V200H77ZM202 202V201H201ZM214 202V201H213ZM221 202V201H219ZM27 203V204H26ZM75 203V202H74ZM90 203V202H89ZM251 203V202H250ZM26 204V205H25ZM78 204V203H76ZM82 204V203H81ZM80 204V205H81ZM121 204V203H120ZM216 204V203H215ZM11 205V204H10ZM19 205V203H18ZM72 205V204H70ZM83 205V204H82ZM134 205V204H133ZM132 205V207H133ZM141 205V204H140ZM171 205L175 208H180L183 209L185 212H181L182 214L185 213V217H183L182 219H178L176 220L175 218V226L172 227L170 226L173 223V217H172V213L171 210H169V207H171ZM218 205V204H217ZM220 205V204H219ZM251 205V204H250ZM4 206V205H3ZM76 206V205H75ZM114 206V205H113ZM138 206V205H137ZM151 206V205H150ZM260 206V205H259ZM257 206V207H259ZM262 206V205H261ZM2 207V206H0ZM6 207V206H5ZM3 207V208H5ZM14 207V206H12ZM77 207V206H76ZM105 207V206H104ZM201 207V206H200ZM211 207V206H210ZM221 207V206H220ZM73 208V207H72ZM79 208V207H78ZM135 208V207H134ZM176 208V209H177ZM247 208V207H246ZM256 208V206L254 207ZM57 209V208H55ZM63 209V208H62ZM68 209V208H67ZM71 209V208H70ZM76 209V208H75ZM85 209V208H84ZM138 209V208H137ZM244 209V208H243ZM253 209V208H252ZM18 210V209H17ZM151 210V209H150ZM219 210V209H218ZM248 210V209H246ZM254 210V209H253ZM258 210V209H257ZM53 211V210H52ZM55 211V210H54ZM122 211V210H121ZM127 211V210H126ZM135 211V210H134ZM175 211V210H174ZM230 211V212H229ZM236 211V210H235ZM243 211V210H241ZM130 212V210H129ZM137 212V211H136ZM173 212V211H172ZM178 212V211H176ZM178 212V213H180ZM252 212V211H251ZM3 213V212H2ZM108 213V212H107ZM138 213V212H137ZM146 213V212H145ZM144 213V214H145ZM148 213V212H147ZM208 213V212H207ZM218 213V212H217ZM240 213V212H239ZM245 213V212H243ZM258 213V212H257ZM74 213H72L73 215ZM110 214V213H109ZM127 214V213H126ZM143 214V213H142ZM164 215V217H161V215ZM177 214V213H176ZM236 214V213H235ZM238 214V212H237ZM248 214V213H247ZM246 214V215H247ZM25 215H28L26 218L24 217ZM69 215H71V213H69ZM81 215V214H80ZM130 215V214H129ZM147 215V214H146ZM175 215V213H174ZM181 215V214H180ZM245 215V216H246ZM253 215V214H252ZM256 215V214H255ZM254 215V216H255ZM109 216V215H108ZM115 216V215H114ZM125 216V215H124ZM131 216V215H130ZM129 216V217H130ZM139 216V215H138ZM144 216V215H143ZM221 216V215H219ZM239 216V215H238ZM249 216V215H248ZM71 217V216H70ZM128 217V216H126ZM128 217V218H129ZM132 217V216H131ZM134 217V216H133ZM176 217V216H175ZM240 217V216H239ZM250 217V216H249ZM261 216H259L260 218ZM25 218V219H24ZM78 218V217H77ZM99 218V217H98ZM140 218V217H139ZM137 218V219H139ZM226 218V217H225ZM224 218V219H225ZM237 218V217H236ZM243 218V217H242ZM247 218V217H246ZM252 218V217H251ZM24 219V221H22ZM81 219V218H80ZM102 219V218H101ZM125 219V218H124ZM231 219V218H230ZM70 220V218H69ZM113 220V219H112ZM68 221V220H67ZM236 221V220H235ZM239 221V220H238ZM16 222H19L18 224H16ZM64 222V221H63ZM69 222V221H68ZM74 222V221H73ZM78 222V221H77ZM135 222V221H134ZM169 222H171V224L169 225ZM229 222V221H228ZM233 222V221H232ZM65 223V222H64ZM118 223V222H117ZM219 223V222H218ZM252 223V222H251ZM69 224V223H68ZM73 224V223H72ZM106 224V223H105ZM233 224V223H232ZM231 224V225H232ZM76 225V222H75ZM77 225H80L77 224ZM117 225V224H116ZM133 225V224H132ZM174 225V223H173ZM224 225V224H223ZM258 225V224H257ZM73 226V225H72ZM111 226V225H110ZM109 226V227H110ZM222 226V225H221ZM58 227V226H57ZM61 229L59 230V232L63 231L64 232V226H60ZM70 227V226H69ZM75 227V226H74ZM113 227V226H112ZM123 227V226H122ZM224 227V226H223ZM240 227V226H239ZM264 227V226H263ZM80 229V228H79ZM104 229V228H103ZM249 229V228H248ZM108 230V229H107ZM126 230V229H125ZM132 230V229H131ZM216 230V229H215ZM227 230V229H226ZM235 230V229H234ZM237 230V229H236ZM48 231V230H47ZM81 231V230H80ZM211 231V230H210ZM214 231V230H212ZM51 232V231H50ZM69 232V231H68ZM67 232V233H68ZM77 232V230L75 231ZM214 233V232H213ZM49 233V238L52 237V234ZM65 234V233H64ZM63 234V235H64ZM77 234V233H76ZM75 234V235H76ZM80 234V233H79ZM216 234V233H215ZM255 234V233H254ZM263 234V233H262ZM48 235V234H47ZM67 235H70L69 233ZM213 235V234H212ZM211 235V236H212ZM217 235V234H216ZM240 235V234H239ZM256 235V234H255ZM46 236V235H45ZM66 236V235H64ZM211 236L210 233L206 234V235H202V236H198L197 237V243L191 247H186L183 250V254H182V260L183 264H215L213 261V253L214 251V245H213V241L211 240ZM220 236V235H219ZM222 236V235H221ZM57 237V236H56ZM73 237V236H70ZM69 237L68 240H70L71 238ZM77 237V236H76ZM213 237V236H212ZM247 237V236H246ZM67 238V237H66ZM65 238V239H66ZM161 238V239H160ZM166 238V237H165ZM232 238V237H231ZM258 238V237H257ZM45 239V238H43ZM47 239V238H46ZM67 240V239H66ZM172 240V239H169ZM168 240V241H169ZM174 240V239H173ZM188 240V239H187ZM191 240V239H190ZM195 240V239H194ZM249 240V239H248ZM53 241V240H52ZM65 241V240H64ZM74 241V240H73ZM83 241V240H82ZM167 241V240H166ZM189 241V240H188ZM187 241V243H188ZM193 241V240H192ZM191 241V242H192ZM250 241V240H249ZM255 241V240H254ZM39 242V243H40ZM66 243L68 241H65ZM70 242V241H69ZM165 242V241H164ZM244 242V241H243ZM31 243V242H30ZM75 243V242H74ZM73 243V244H74ZM78 243V242H77ZM81 243V241H80ZM86 243V242H85ZM190 243V242H189ZM193 243V242H192ZM215 243V242H214ZM217 243V242H216ZM229 243V242H228ZM258 243V242H257ZM72 244V243H71ZM191 244V243H190ZM52 245V244H51ZM55 245V244H54ZM65 245V244H64ZM78 245V244H77ZM84 245V244H82ZM176 245V244H175ZM217 245V244H216ZM220 245V244H218ZM234 244H232L233 247ZM248 245V244H247ZM41 246V245H40ZM53 246V245H52ZM186 246V245H184ZM188 246V245H187ZM64 246H62L63 248ZM175 247V246H174ZM216 247V246H215ZM226 247V246H225ZM223 247V248H225ZM250 247V246H249ZM248 247V248H249ZM40 248V247H39ZM56 248V247H55ZM61 248V247H60ZM78 248V247H77ZM169 248V247H168ZM171 248V247H170ZM219 248V247H218ZM246 248V247H245ZM256 248V247H255ZM66 249V248H65ZM172 249V248H171ZM170 249V250H171ZM43 250V249H42ZM62 250V249H61ZM167 250V251H170ZM27 251V250H26ZM44 251V250H43ZM83 251V250H82ZM34 252V251H33ZM42 252V251H41ZM49 252V251H48ZM219 252V251H218ZM28 253V252H27ZM258 253V252H257ZM260 253V252H259ZM58 254V253H57ZM70 254H72L70 252ZM69 254V255H70ZM77 254V253H76ZM81 254V253H80ZM84 254V253H83ZM195 255V257L193 259H190L191 255ZM23 255V254H22ZM36 255V254H34ZM54 255V254H53ZM173 255V254H172ZM215 255V254H214ZM39 256V255H38ZM42 256V255H41ZM45 256V255H44ZM74 256V255H73ZM67 256V255H59L58 254V264H85V260L84 258H79L77 259L76 256L75 258ZM175 256V255H174ZM221 256V255H220ZM249 256V255H248ZM247 256V257H248ZM32 257V256H30ZM37 257V256H36ZM216 257V256H215ZM250 257V256H249ZM256 257V256H254ZM17 258V257H16ZM38 258V257H37ZM146 258V257H145ZM166 258V257H165ZM189 258V259H188ZM233 258V257H232ZM252 258V257H251ZM36 259V258H35ZM256 259V258H255ZM31 260V258H30ZM49 260V258H48ZM148 260V259H147ZM175 260V259H174ZM27 261V260H26ZM146 261V260H145ZM160 261V260H159ZM35 262V261H34ZM48 262V261H47ZM143 262V261H141ZM165 262V261H164ZM26 263V262H25ZM45 263V262H44ZM43 263V264H44ZM54 263V262H53ZM88 263V262H87ZM86 263V264H87ZM173 263V262H172ZM221 263V262H220ZM144 264V263H143ZM166 264V263H165ZM169 264V263H168Z\"/></svg>","mask_w":264,"mask_h":264}]
</instances>
